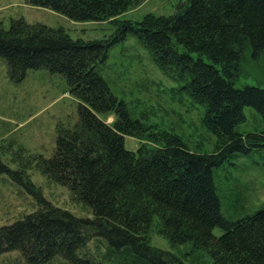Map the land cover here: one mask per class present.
<instances>
[{
    "label": "trees",
    "instance_id": "1",
    "mask_svg": "<svg viewBox=\"0 0 264 264\" xmlns=\"http://www.w3.org/2000/svg\"><path fill=\"white\" fill-rule=\"evenodd\" d=\"M24 1L75 21L108 20L116 29L107 38L85 40L22 17L0 24V56L10 79L20 81L28 69L60 73L79 101L77 121L58 124L52 155L36 158L42 173L67 186L92 212L77 217L54 206L24 170H10L0 160V174L21 181L38 203L35 211L0 226V256L17 251L29 264L55 258L65 264H187L150 244L156 216L159 232L172 245L204 249L211 264H264V207L225 217L213 178V169L229 157L264 148V126L236 130L245 106L264 120V86L236 84L247 54L264 58V0H184L172 14L147 13L136 21L117 16L143 0ZM128 32L203 105L201 122L215 136L211 152L191 150L178 135H143L146 127L131 119L96 71L111 44ZM100 113L114 115L112 121ZM125 136L145 138L131 150Z\"/></svg>",
    "mask_w": 264,
    "mask_h": 264
},
{
    "label": "rangeland",
    "instance_id": "2",
    "mask_svg": "<svg viewBox=\"0 0 264 264\" xmlns=\"http://www.w3.org/2000/svg\"><path fill=\"white\" fill-rule=\"evenodd\" d=\"M184 0H143L117 16L118 19L140 20L145 14H172ZM22 17L29 23L62 27L72 38L100 39L109 37L116 26L108 20L75 21L47 7L30 5L24 0H0V24L8 26L11 19ZM111 92L123 101L133 120H139L149 132L178 135L191 149L200 153L213 150L215 136L201 122L204 107L181 87L180 81L160 69L148 48L133 32L111 44L107 58L96 67ZM236 84L264 86V58L241 61ZM79 101L68 92L60 73L47 69H28L20 81L7 74L6 61L0 56V160L10 170H24L45 200L77 217H92V212L64 186L38 167V158H49L54 150L58 124L73 125L78 118ZM245 120L237 131L261 129L264 120L253 107L243 108ZM100 113L107 123L113 119ZM125 136L127 149L135 150L144 140ZM216 193L221 212L227 218L264 207V148H254L247 155L229 157L213 169ZM23 179V178H22ZM25 180V179H24ZM242 194H236L237 189ZM235 195V196H234ZM35 199V200H34ZM36 198L18 179L0 174V226L10 224L38 208ZM159 219L152 217L149 242L180 256L187 264H211L204 249H193L190 243L172 245L157 228ZM216 235L221 234L218 227ZM89 250H93L92 246ZM94 251V250H93ZM1 264H29L17 251L0 256ZM55 258L48 264H65Z\"/></svg>",
    "mask_w": 264,
    "mask_h": 264
},
{
    "label": "bare ground",
    "instance_id": "3",
    "mask_svg": "<svg viewBox=\"0 0 264 264\" xmlns=\"http://www.w3.org/2000/svg\"><path fill=\"white\" fill-rule=\"evenodd\" d=\"M35 200V199H34ZM38 205V204H37Z\"/></svg>",
    "mask_w": 264,
    "mask_h": 264
}]
</instances>
